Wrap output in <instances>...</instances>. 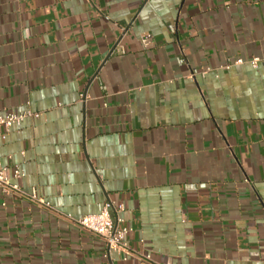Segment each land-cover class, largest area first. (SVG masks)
<instances>
[{"label": "crops", "instance_id": "0c3cea01", "mask_svg": "<svg viewBox=\"0 0 264 264\" xmlns=\"http://www.w3.org/2000/svg\"><path fill=\"white\" fill-rule=\"evenodd\" d=\"M253 58L264 0H0V115H38L0 163L50 207L0 195V264H264ZM108 202L126 261L76 225Z\"/></svg>", "mask_w": 264, "mask_h": 264}, {"label": "built area", "instance_id": "2783aa9c", "mask_svg": "<svg viewBox=\"0 0 264 264\" xmlns=\"http://www.w3.org/2000/svg\"><path fill=\"white\" fill-rule=\"evenodd\" d=\"M182 63V62H181ZM260 63H264V60L253 58L247 62V64L253 69L257 70ZM244 64L241 59L235 60L232 64L226 65L225 70H228L231 66H240ZM84 96L80 95V100H83ZM37 114L31 112H25L20 115H0V137L5 136L12 127H19L26 118H37ZM6 167L0 163V195L7 197H18L27 199L29 202L45 209H50L49 205L39 198L35 191L31 195L25 194L16 184H13L11 180H19L24 175L15 167L12 171V177L9 179L6 176ZM113 210L115 218L112 219L110 211ZM122 212V206L114 210L111 203H106L102 211L97 215H88L82 219L76 221V225L84 232L98 237L101 239L106 248L107 257L111 254L116 255L122 261H126L128 257L133 253L126 244L124 237L128 233L125 228L119 227L121 220L117 217V213ZM143 264H152L149 257L139 256Z\"/></svg>", "mask_w": 264, "mask_h": 264}, {"label": "water", "instance_id": "95a60500", "mask_svg": "<svg viewBox=\"0 0 264 264\" xmlns=\"http://www.w3.org/2000/svg\"><path fill=\"white\" fill-rule=\"evenodd\" d=\"M113 50H114V49H112V51H111V52H113Z\"/></svg>", "mask_w": 264, "mask_h": 264}]
</instances>
